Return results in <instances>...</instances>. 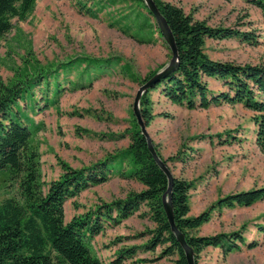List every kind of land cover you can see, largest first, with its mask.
<instances>
[{"label": "rangeland", "instance_id": "obj_1", "mask_svg": "<svg viewBox=\"0 0 264 264\" xmlns=\"http://www.w3.org/2000/svg\"><path fill=\"white\" fill-rule=\"evenodd\" d=\"M162 1L182 8L185 14L209 26L254 33V45L237 39L206 40L204 51L212 60L264 65V18L256 7L243 0ZM92 5L91 0H36L29 16L22 21L13 19L11 30L0 38V81L3 83L9 82L26 64L55 68L79 56L108 58L113 64L85 89L72 87L76 83H87L79 77L83 66L71 71L61 70L58 81L67 89L54 106L46 109L41 100L45 94L35 89L36 108L34 111L26 109V113L34 122L43 124L36 140L41 179L46 183L60 176L59 161L80 169L126 148L130 140L125 134L134 117L133 100L143 84L139 80L161 71L171 58L162 39L153 44H140L123 31L122 27L129 21L117 20L128 11L124 4L101 10L95 16L86 11L94 10ZM139 10L146 13L142 8ZM149 23L154 24V21ZM207 83L212 92L226 90L220 82L207 80ZM149 100L152 120L146 132L162 159L174 155L182 143L186 144V161L167 165L173 177L196 182L189 192L188 216H197L220 196L264 187V155L255 143L254 117L257 115L254 112L241 105L189 111L171 105L159 88L149 93ZM226 131H232V136L239 141L187 143L192 136ZM142 188L139 183L114 173L107 183L67 200L65 221L102 202L122 199L127 193ZM11 195L9 191H0V201ZM146 213L147 208L142 205L139 212L125 222L106 225L91 243L93 253L104 264H110L119 248L144 244L150 237L148 232L154 229L148 216H139ZM243 225L246 226L243 238L247 242L255 241V248H242L226 257L219 249L206 248L200 253L197 264H264V235L259 228L264 227V200L247 208L214 212L210 221L191 235L238 231ZM162 249L157 246L151 251L138 250L135 259L146 262L134 259L123 264H174L176 256L161 257Z\"/></svg>", "mask_w": 264, "mask_h": 264}, {"label": "trees", "instance_id": "obj_2", "mask_svg": "<svg viewBox=\"0 0 264 264\" xmlns=\"http://www.w3.org/2000/svg\"><path fill=\"white\" fill-rule=\"evenodd\" d=\"M153 1L173 35L178 64L174 72L143 94L140 109L145 126L152 120L149 93L158 88L160 94L172 105L189 111L221 105H241L257 115L254 117L257 125L255 143L264 155V65L212 60L204 51L206 40L237 39L254 45V33L209 26L205 21L185 14L182 8L174 4L162 0ZM243 1L259 9L264 18V0ZM35 2L36 0H0V38L11 30L13 19L22 21L29 16ZM91 2L94 10L88 8L86 11L93 16L118 3L124 4L128 11L117 20L129 21L122 27L123 31L140 44H153L157 39H162L163 46L168 50L143 0ZM150 20L154 24H150ZM110 62L108 58L79 56L55 68L26 64L22 70L14 73L9 82L0 81V191L12 194L0 201V264H104L93 253L92 241L102 234L106 225L126 221L138 213L142 205L147 208V213L139 216H148L154 224V229L148 232L150 237L141 246L119 248L110 264L134 260L138 250L151 251L157 246L163 247L161 257L175 255L174 264H187L182 248L170 231L162 207V195L168 187L167 177L153 161L146 139L134 117L125 134L130 140L126 148L80 169L71 168L59 161L60 176L47 183L41 179L36 137L42 131L43 124L34 122L26 113V109L34 111L36 108L35 91L40 90L45 94L41 99L43 109L54 106L67 89L58 81L61 70L71 71L83 66L79 77L87 80V83H76L72 87L85 89L91 86L93 79L107 72L113 65ZM155 74L156 72H152L139 80V83H145ZM208 79L220 82L226 90L212 92L208 87ZM161 115L170 117L167 114ZM235 139L239 141L232 136V131H226L214 135L192 136L187 139V143L208 140L213 144L217 140L219 144H230ZM153 147L168 169V163L186 161L184 143L174 155L166 159H162L155 145ZM114 173L123 179L139 183L143 188L138 192L127 193L122 199L102 202L66 222L65 202L91 187L107 183ZM195 184L193 180L173 177L170 194L175 226L191 248L194 264H197L200 253L206 248L219 249L224 257L240 252L242 248H255V241L247 242L243 238L245 225L238 231L208 236L191 235V232L207 224L214 212L247 208L263 201L264 187L220 196L197 216H188L189 192L195 188ZM259 228L264 235V227ZM135 261L146 262L144 259Z\"/></svg>", "mask_w": 264, "mask_h": 264}, {"label": "water", "instance_id": "obj_3", "mask_svg": "<svg viewBox=\"0 0 264 264\" xmlns=\"http://www.w3.org/2000/svg\"><path fill=\"white\" fill-rule=\"evenodd\" d=\"M144 5L152 15V17L155 20V23L159 29V32L166 43V46L168 47V50L171 54L170 61L168 65L163 68L161 71L157 72L153 77L148 79L145 83H143L137 90L136 95L133 100V106H132V112L134 115V118L137 122V125L140 128L141 134L145 137L147 142V148L148 151L155 162V164L160 168V170L166 175L168 180V187L166 192L162 195V207L164 214L166 216L167 222L170 227V231L173 233V235L176 238V241L178 242L179 246L182 248L184 255L187 260V264H194V257L193 252L191 248L188 246L184 235L176 228L173 218V209L171 204V189H172V183H173V176L169 169L167 168L166 164L158 157L152 142L146 132V126L142 120L141 117V109H140V102L141 97L147 90L153 88L157 83L160 82L161 79L165 78L177 67L178 64V53L175 46L173 35L164 19L162 14L160 13L159 9L155 5L153 0H143Z\"/></svg>", "mask_w": 264, "mask_h": 264}, {"label": "crops", "instance_id": "obj_4", "mask_svg": "<svg viewBox=\"0 0 264 264\" xmlns=\"http://www.w3.org/2000/svg\"><path fill=\"white\" fill-rule=\"evenodd\" d=\"M209 81H211V80H210V79H208V82H209ZM166 101H167V100H166ZM169 103H170V102H169ZM171 105H172V104H171ZM174 106H175V105H174ZM127 220H128V219H127ZM124 222H125V221H124ZM95 238H96V237H95ZM95 238H94V239H95Z\"/></svg>", "mask_w": 264, "mask_h": 264}]
</instances>
